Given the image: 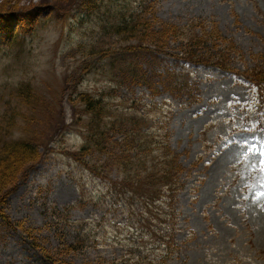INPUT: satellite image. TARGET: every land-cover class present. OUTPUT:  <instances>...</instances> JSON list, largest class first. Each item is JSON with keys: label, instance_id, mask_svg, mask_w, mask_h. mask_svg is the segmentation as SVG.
<instances>
[{"label": "rangeland", "instance_id": "rangeland-1", "mask_svg": "<svg viewBox=\"0 0 264 264\" xmlns=\"http://www.w3.org/2000/svg\"><path fill=\"white\" fill-rule=\"evenodd\" d=\"M0 5L9 15L0 13V143L28 138L38 153L15 167L5 181L12 188L0 184L9 222L0 218V264H264V77H256L264 76V0ZM141 7L179 30L164 54L142 56L160 91L153 97L144 85L119 87L106 61L91 60L107 45L138 43L102 28ZM180 71L196 83L198 102L164 88ZM81 91L103 93L110 113L135 119L144 148L129 170L98 153L79 158L89 119ZM163 144L181 166L169 186L148 176L163 169ZM125 177L157 198L130 195Z\"/></svg>", "mask_w": 264, "mask_h": 264}, {"label": "trees", "instance_id": "trees-1", "mask_svg": "<svg viewBox=\"0 0 264 264\" xmlns=\"http://www.w3.org/2000/svg\"><path fill=\"white\" fill-rule=\"evenodd\" d=\"M53 1L63 3L67 0ZM79 1L85 8H89L88 6H90L92 2V0ZM68 8L69 7H65L61 10L66 12ZM147 11L148 7H146L145 10L144 7H141L138 11H130L127 14L119 13L120 16L116 17V20L113 23L105 28H102L104 29V32L113 33L121 41L135 39L138 42L137 44H132L135 46L128 45L127 47L121 46L120 48H118L115 46L116 44H113L112 46L110 45L109 48V45H107L105 48H101L103 50L102 53L92 55L91 60L100 59L106 61L109 69L108 72L111 73L114 80L118 83L119 87L144 85L148 89H150L149 91L151 97H153L160 91L158 90L157 86H155L154 83L151 82L152 77L147 72L149 66H147L142 61V58L146 55H152V58H154L157 53L164 54L163 46H165L167 42L178 38L177 32L179 30L177 31L174 26H169L159 22L154 16L148 14ZM1 12L5 13L2 14L4 15V17H9L7 10L2 9V6L0 5V13ZM16 14L19 17L20 14ZM31 17L35 18L34 15H31ZM31 22L33 21L31 20ZM29 29L31 30V28ZM14 31L10 32L9 35L14 38H16V36H19L20 38L24 36L25 32ZM194 41L198 48H202L201 45L205 43V41L203 40V42L200 37H195ZM147 45H149L151 49L143 48L147 47ZM139 48L143 49L138 50ZM102 50L99 51L101 52ZM200 50L201 49H199L198 51ZM182 52L185 53L183 50ZM195 62L200 63L205 61L198 60ZM216 64L224 68H229V66L225 64ZM169 74L171 75V73ZM172 74L173 76L176 75L175 77H173V83L170 86L165 87L164 85H166L169 80H164V82L162 83L164 88L174 90L176 93H179L178 95L186 96L190 103L198 102L200 99L199 96H192V92H197L196 83H191L184 72L180 71ZM249 77L254 79V76ZM256 77L262 79V77L264 76L258 74ZM77 96L80 104L83 107L84 113H87V115H89V119L87 120V123L85 125L86 130L84 133V142L78 150V154H81L79 158L87 155L88 153H98L104 155L107 163H113L115 167H119L121 171L129 170V162H132L131 160L133 158H135V160L137 161L138 155L135 154V150H141L144 148V142L141 140L139 141L134 137L135 134L132 129L133 124L135 123V119H124V117H121L118 114L110 113L107 108L109 102L105 100V98L103 97V93H100L99 95H93L81 91L77 93ZM107 117L109 118L107 119ZM25 131V133H28L27 130ZM112 132L114 134L115 132L119 133L118 138H112V136L110 135V133ZM2 144L3 143H0V145L3 146V157L2 155H0V184H6V187L8 188V182L5 181L10 177L13 180L17 175H13L15 167L18 166L20 171V169L26 163L36 161L38 159V153L37 149L33 145V141L28 140V138H21L14 141H5L4 144ZM155 147H158L157 144H155ZM161 149L164 151L165 155V159L163 161L164 163L161 167L163 169L157 171L152 168V171L148 173V176L153 178V181H164L166 182V185L169 186L171 182L177 181V176L181 171V166L178 162V156L168 148L167 144H163L161 146ZM122 180L123 185L126 186V189L124 190L128 191L130 195H137L141 199H143V197H147V199L151 200H153V198H157L158 196L157 191H153L150 194L153 195V193H155V195L153 196H145L143 194L148 193L149 191L144 192L142 190L136 191L134 189H131L129 188L128 178L125 177ZM12 187L13 186L9 188ZM114 188L115 187H113V189ZM4 191L7 190L5 189ZM3 192L2 194L0 193V203L2 202L1 198L6 195V192ZM128 197L130 196H127V198ZM0 218L2 219L3 223L5 222L7 225L9 224V222L6 221L7 218L2 215L1 211ZM164 236L166 237L164 241L166 242L167 250L170 247L175 246V244L172 242L173 234L171 232L165 234ZM169 239H171L172 241H170Z\"/></svg>", "mask_w": 264, "mask_h": 264}]
</instances>
